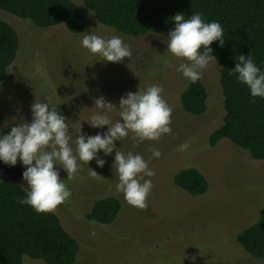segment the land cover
<instances>
[{
	"label": "rangeland",
	"instance_id": "374dc122",
	"mask_svg": "<svg viewBox=\"0 0 264 264\" xmlns=\"http://www.w3.org/2000/svg\"><path fill=\"white\" fill-rule=\"evenodd\" d=\"M71 1L85 18L80 34L69 32L64 25L39 28L0 9V18L10 23L20 38L17 57L0 83V137L19 122L31 123V105L36 98L44 101L49 95L67 118L74 151L80 132L94 136L108 130V125L96 129L88 123L101 111L94 98L103 96L119 108L121 96L157 85L172 108V133L159 140L136 143L130 133L123 141H114L111 154L98 153L106 161L104 167L95 159L88 164L78 161L73 180H67L60 165L54 166L71 191L54 213L79 242L75 264H263L264 258L248 255L236 236L252 225L264 208V161L252 159L227 139L215 146L209 143L225 115L220 63L212 60L200 79L208 95L207 110L199 116L190 115L180 103L190 81L176 70L187 61L171 57L170 66L164 65L170 58L166 52L168 34L174 28L161 34L128 36L99 24L81 0ZM91 32L106 39L121 37L131 47V58L113 63L90 53L81 41ZM109 118L115 123L119 109L109 113ZM181 145L187 148L181 150ZM152 149H159L161 156L154 157ZM116 150L141 155L155 172L154 177H144L153 184L147 210L128 205L123 194L116 192L119 180L112 167ZM188 167L204 175L207 193L193 196L174 185V176ZM90 168L100 177L91 178ZM0 169L27 188L22 175L25 166L9 169L0 161ZM106 196L121 202L115 221L108 225L88 221L85 216L95 201ZM24 264L44 262L25 257Z\"/></svg>",
	"mask_w": 264,
	"mask_h": 264
},
{
	"label": "trees",
	"instance_id": "16d2710c",
	"mask_svg": "<svg viewBox=\"0 0 264 264\" xmlns=\"http://www.w3.org/2000/svg\"><path fill=\"white\" fill-rule=\"evenodd\" d=\"M96 21L128 36L161 34L175 28L172 19L183 13L185 18L201 13L204 22H218L224 32V46L214 41L212 55L221 65L220 85L225 115L209 143L215 146L227 139L246 151L254 160L264 161V98L251 103L250 89L229 76L239 55L251 54L264 72V0H81ZM0 9L39 28L64 25L73 34L85 29V18L71 0H0ZM20 49L15 28L0 18V83L13 65ZM203 50V49H202ZM201 50V51H202ZM215 60V59H214ZM208 95L201 80L189 82L180 96L183 110L202 115L208 107ZM24 166L18 160L16 166ZM174 185L190 195L207 193L204 175L193 167L174 176ZM27 189L0 169V264H24V258L44 264H75L80 245L64 228L57 214H38L20 204ZM121 202L114 196L99 198L85 218L108 225L115 221ZM237 243L253 258H264V208L258 219L236 236ZM264 264V263H263Z\"/></svg>",
	"mask_w": 264,
	"mask_h": 264
},
{
	"label": "clouds",
	"instance_id": "9594fccd",
	"mask_svg": "<svg viewBox=\"0 0 264 264\" xmlns=\"http://www.w3.org/2000/svg\"><path fill=\"white\" fill-rule=\"evenodd\" d=\"M172 19L175 28L168 34L166 42V52L170 58L164 61V65L170 66L171 57L186 60L176 70L190 82L196 83L209 63L216 60L211 54L210 45L219 41L220 46H224L223 28L215 21L204 22L201 13H194L188 18L178 13ZM81 43L103 61L121 63L132 56L130 45L117 35L106 39L91 32L83 36ZM236 60V66L230 70L229 76L235 75L239 82L247 85L251 103L255 104L257 97L264 98V72L254 63L251 54L239 55ZM162 92L163 89L157 85L146 90L139 88L135 93L128 92L121 96L119 108L103 96L94 98L95 107L101 111L93 115L88 123L96 129L108 125V130L94 136L80 132L74 141L75 151L70 145L72 137L67 118L60 114L53 97L46 96L44 101L36 98L31 105L32 122H19L18 126L11 127L10 133L0 137V160L9 167L16 166L19 160L26 169L22 175L27 184V194L26 198L19 199V203L30 206L38 214L53 213L71 196L55 165H60L67 172V180H73L80 167L78 161L88 164L95 159L99 167H104L106 161L98 153L103 150L105 155L111 154L115 148L114 141H123L130 133L136 143L156 141L164 134H171L172 108L162 97ZM114 109H119L120 118L112 123L109 113ZM180 147L184 150L187 145ZM151 151L154 157L161 156L159 149ZM114 159L112 167L119 180L116 192L123 194L128 205L147 210V199L153 184L144 177H154L155 172L139 154L128 152L125 155L116 150ZM89 175L93 179L100 177L92 169ZM92 235L95 236V232Z\"/></svg>",
	"mask_w": 264,
	"mask_h": 264
}]
</instances>
